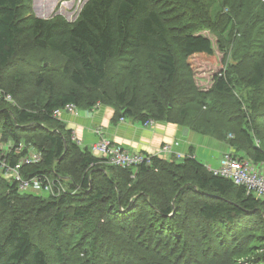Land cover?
<instances>
[{
	"label": "trees",
	"instance_id": "16d2710c",
	"mask_svg": "<svg viewBox=\"0 0 264 264\" xmlns=\"http://www.w3.org/2000/svg\"><path fill=\"white\" fill-rule=\"evenodd\" d=\"M28 1L0 0V137L42 152L39 163L22 167L25 177L60 175L69 190L21 193L0 177V264H70L75 255L86 256L82 264L91 255L96 264H264V199L213 175L192 147L180 160L152 156L150 164L123 168L80 148L52 115L68 103L88 110L100 102L117 118L172 123L215 139H226L228 128L239 135L236 144L227 140L235 156L241 150L264 162V0H88L73 22L27 16ZM202 29L219 36L226 57L209 90L194 76V60L214 54ZM23 36L58 54L66 79L60 85L39 74L34 85L45 98L33 109L4 96L27 101L20 75L3 84ZM244 107L248 121L238 126ZM218 111L236 122L211 121ZM26 151H12L9 163Z\"/></svg>",
	"mask_w": 264,
	"mask_h": 264
},
{
	"label": "built area",
	"instance_id": "2783aa9c",
	"mask_svg": "<svg viewBox=\"0 0 264 264\" xmlns=\"http://www.w3.org/2000/svg\"><path fill=\"white\" fill-rule=\"evenodd\" d=\"M4 96L6 100H11L10 94ZM65 112L77 114L78 107L74 103H68L63 108L53 110L52 115L54 118H61ZM152 123L153 120L145 122V124ZM178 145V142H166L156 154L148 155L142 152H131L123 146L114 145L109 140L101 139L93 145V152H91L99 158H105L113 165L127 168L141 163L150 164L152 156L163 157L172 154L175 158L185 156L175 149ZM25 148L26 153L16 161V164L11 165L8 161L9 154L12 151L17 154ZM42 158L41 151L31 145L25 146L24 141L15 144L11 141L5 142L0 137V177L14 182L21 193H33L45 197H58L66 193L69 188L65 177L60 175L50 176L46 173H39L30 177L23 175L22 167L37 164ZM209 171L213 175L227 178L237 185L244 186L247 192L264 199V172L251 160L235 156L232 152L226 151L219 158L217 166L210 168ZM49 176L54 177V179Z\"/></svg>",
	"mask_w": 264,
	"mask_h": 264
},
{
	"label": "rangeland",
	"instance_id": "374dc122",
	"mask_svg": "<svg viewBox=\"0 0 264 264\" xmlns=\"http://www.w3.org/2000/svg\"><path fill=\"white\" fill-rule=\"evenodd\" d=\"M40 1L41 0H38L37 4H39ZM82 1L83 0H74V4L70 5L71 0H68L67 4L69 6H67L66 4L54 3V6H53L54 10L48 12L49 14H47V12L46 13L43 12V14H44L43 19L47 20V19H51L55 16H62L60 14H57L58 13L57 11H58V9H61V7H63L62 12L64 11L63 12L64 16H62V17L67 19L69 22H73L75 17L78 14L79 5L81 4ZM37 4H36V6H37ZM51 4H52V2H50V4H48L47 6L50 7ZM25 11H27L26 13H28L27 16L30 15V13L35 15L34 0L28 1V7H27V9H25ZM224 11L228 12V9L225 8ZM199 33L208 37L211 40V44H212L214 54H213L212 60H205L202 57L194 60V62H193L194 76H195L196 82L198 83V85L200 87H202L204 90H209L211 88V85L213 82V76L215 74L219 73L220 70L225 68L226 64L224 63L225 62L224 60L226 59V57H225L223 51L218 47L219 46V41H218L219 36L216 33H214L213 31H211L209 29H202ZM228 34H229V32H228ZM222 37L224 38V34H222ZM227 59L230 60V57ZM113 64L114 63H112L111 65H113ZM60 66H61V58L58 54H56V53H54L48 49H39V48L35 47L32 40L28 36L21 37V39L19 40L18 45H17V52H16V58H15L14 64H11L10 66H8L7 68L4 69L3 77L5 76V77H7V79L4 81L3 84H5V82L7 80L10 82L14 75H16V76L20 75L21 77H20V83H19L18 90H20V95H21L22 100L25 99L27 101L25 103H22V104L18 103L10 95L11 100H6L8 102V104L16 105L18 107L24 106V107L33 109L34 106L40 100L45 98V93H43L40 88H38L37 86L34 85L35 79L37 78V76L39 74H43L45 76L52 77L53 80L56 81V83H58L60 85H64L66 82V79L61 72ZM29 82H30V84L28 85V87H26ZM105 82L108 83L107 81H105ZM107 89L110 90L111 87L107 86ZM1 92H2V88L0 87V95L2 94ZM34 92L37 94V97H35L32 100L31 94ZM246 92L247 91L243 90L244 95L247 94ZM240 96H241V94H240ZM232 99L233 98H231V100ZM100 104H102V103L97 102L95 104V106L100 105ZM228 111H230V110H226L225 112H228ZM77 113H79V108H78ZM65 114H67V113L65 112ZM69 114H72V113H69ZM240 116L241 117L244 116V117L242 118V120L239 121L238 126H245V121L246 122L248 121V116H249V111L246 107H244L243 109H240ZM209 118H211L210 119L211 121L216 120V123H220L223 126L225 125V127H228V126H230L236 122L235 116H233L231 118H225V117L222 118L219 111L214 113L213 116L210 115ZM250 118H253L252 115L250 116ZM217 119H219L220 121ZM120 120H123V118L122 119L120 118ZM247 130L251 134L253 141L256 143V141L259 140V137L257 136V134L251 129H247ZM226 131H227V133L225 134L226 139H224V140L216 139V140L221 142V143L228 144V145H231V144L227 140H231L233 144H236V141L239 138V135L237 134V132L233 133V130L231 129L229 131L228 128L225 130V132ZM207 136H209V135H207ZM72 139L77 140L76 137H72ZM237 153L239 155H242L243 158L249 157L245 153V151L239 150V151H237ZM169 157H170V159L175 158L173 156V154L170 155ZM182 157L176 158V160H180ZM170 159H166V160H170ZM53 178L54 177H51V179H53ZM67 181H68V179H67ZM2 223L0 225V229L3 228ZM42 236H43V234H42ZM46 251H47V254L49 256V259H52L53 253H52L51 249L46 248ZM91 256H92V258L88 259L89 262L87 264H96V260L93 259V255H91ZM85 257L86 256H84V255L81 257L78 255H75L74 257H72V261L70 262V264H82L84 262Z\"/></svg>",
	"mask_w": 264,
	"mask_h": 264
},
{
	"label": "crops",
	"instance_id": "0c3cea01",
	"mask_svg": "<svg viewBox=\"0 0 264 264\" xmlns=\"http://www.w3.org/2000/svg\"><path fill=\"white\" fill-rule=\"evenodd\" d=\"M50 2L53 0H41L42 13L48 12L45 9L48 7L46 3L50 4ZM37 7L39 8V4ZM61 119L71 129L72 137H76L75 141L80 148H87L92 152L93 145L101 139L123 146L131 152H142L148 155L156 154L166 142H178L177 151L187 155L192 147L193 156L203 161L202 163L208 169L217 166L224 152L234 153L228 144L221 143L214 137L189 129L187 134L183 135V127L172 123L153 121L152 124H145L131 117L120 120L116 116L115 109L103 104L88 110L79 108L77 114L64 113ZM169 156L165 155L163 158L170 159ZM256 165L264 172V162H257Z\"/></svg>",
	"mask_w": 264,
	"mask_h": 264
},
{
	"label": "water",
	"instance_id": "95a60500",
	"mask_svg": "<svg viewBox=\"0 0 264 264\" xmlns=\"http://www.w3.org/2000/svg\"><path fill=\"white\" fill-rule=\"evenodd\" d=\"M88 0H83L82 2H81V4L79 5V11H78V14H79V12H80V10H81V8L83 7V5L87 2ZM37 1L36 0H34V9H35V16L36 17H38V18H44V14L42 13V10H41V6H40V4H41V1H40V3H39V8L36 6V3ZM54 3H61V4H67L68 3V0H53V2H52V4L50 5V7H47V11L48 12H50V11H52L53 10V6H54ZM47 5L49 4V3H46ZM74 4V0H71V2H70V5H73ZM36 7V8H35ZM61 10V11H60ZM58 9V13L57 14H60V15H62V16H64V11L62 12V10H63V7H61V9ZM47 12V14H49ZM78 14H77V16L75 17V19L78 17ZM74 19V20H75ZM67 20V19H66ZM187 132H188V128L187 127H183V131H182V134L183 135H186L187 134Z\"/></svg>",
	"mask_w": 264,
	"mask_h": 264
},
{
	"label": "bare ground",
	"instance_id": "6f19581e",
	"mask_svg": "<svg viewBox=\"0 0 264 264\" xmlns=\"http://www.w3.org/2000/svg\"><path fill=\"white\" fill-rule=\"evenodd\" d=\"M45 9H47V8H45ZM60 10V9H59ZM54 16V15H53ZM51 178V177H50ZM54 179V178H53Z\"/></svg>",
	"mask_w": 264,
	"mask_h": 264
},
{
	"label": "clouds",
	"instance_id": "9594fccd",
	"mask_svg": "<svg viewBox=\"0 0 264 264\" xmlns=\"http://www.w3.org/2000/svg\"><path fill=\"white\" fill-rule=\"evenodd\" d=\"M173 159V158H172Z\"/></svg>",
	"mask_w": 264,
	"mask_h": 264
}]
</instances>
